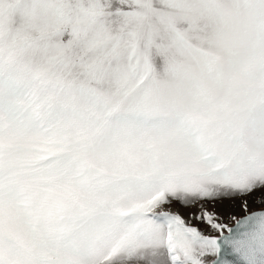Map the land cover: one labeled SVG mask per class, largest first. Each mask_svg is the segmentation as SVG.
<instances>
[{
    "label": "snow or ice",
    "instance_id": "6c2138e0",
    "mask_svg": "<svg viewBox=\"0 0 264 264\" xmlns=\"http://www.w3.org/2000/svg\"><path fill=\"white\" fill-rule=\"evenodd\" d=\"M256 193L264 0H0V264H264Z\"/></svg>",
    "mask_w": 264,
    "mask_h": 264
},
{
    "label": "rangeland",
    "instance_id": "374dc122",
    "mask_svg": "<svg viewBox=\"0 0 264 264\" xmlns=\"http://www.w3.org/2000/svg\"><path fill=\"white\" fill-rule=\"evenodd\" d=\"M247 199L249 200L250 207L252 209L264 207V204L260 203V193H256L254 197H247ZM212 207L219 209L222 216L224 217L223 223H226L229 226H232L234 223L231 217L233 216L240 217L244 215V212H245V210L241 206V198L226 199V200L219 202L218 204L212 205ZM169 210L173 212H181L182 214H185V215L187 214V211H188L179 202H173L170 205ZM201 227L203 228L205 226L201 225ZM205 231L212 235H218L217 232L211 229L205 228Z\"/></svg>",
    "mask_w": 264,
    "mask_h": 264
},
{
    "label": "water",
    "instance_id": "95a60500",
    "mask_svg": "<svg viewBox=\"0 0 264 264\" xmlns=\"http://www.w3.org/2000/svg\"><path fill=\"white\" fill-rule=\"evenodd\" d=\"M243 216V215H242Z\"/></svg>",
    "mask_w": 264,
    "mask_h": 264
}]
</instances>
